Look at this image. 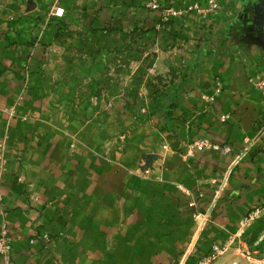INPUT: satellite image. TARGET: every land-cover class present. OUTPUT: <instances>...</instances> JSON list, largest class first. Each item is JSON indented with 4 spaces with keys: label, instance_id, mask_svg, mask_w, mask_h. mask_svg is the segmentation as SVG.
I'll return each mask as SVG.
<instances>
[{
    "label": "crops",
    "instance_id": "0c3cea01",
    "mask_svg": "<svg viewBox=\"0 0 264 264\" xmlns=\"http://www.w3.org/2000/svg\"><path fill=\"white\" fill-rule=\"evenodd\" d=\"M146 1L10 0L7 18H0V142L6 140L0 227L8 224L16 264H198L213 244L227 246L214 264H264L248 256L250 226L241 229L264 199V96L251 82L264 80V31L257 37L251 28L263 15L264 0H220L221 13L188 17L183 35L228 41L200 52L208 57L205 64H187L192 71L203 66L205 89L179 99L174 111L156 112L157 124L103 112L97 117L109 123L89 129L82 121L93 118L92 111L73 112L81 121H72L67 109L46 106L47 91L40 99L19 97L42 15L63 8V18L50 17L66 23L83 7H138ZM190 2L205 0H176L175 6ZM176 22L172 27L182 29ZM8 38L17 43L10 46ZM18 100L15 116L4 113ZM198 140L231 152L190 155L187 146ZM37 233L57 236L51 255L30 244Z\"/></svg>",
    "mask_w": 264,
    "mask_h": 264
},
{
    "label": "rangeland",
    "instance_id": "374dc122",
    "mask_svg": "<svg viewBox=\"0 0 264 264\" xmlns=\"http://www.w3.org/2000/svg\"><path fill=\"white\" fill-rule=\"evenodd\" d=\"M175 1L158 0L159 7L156 9L151 5V0L138 7H83L78 10V15L72 13L73 19H68L66 23H54L50 17L51 12H46L42 15V26H36L37 35L31 42L32 48L36 49L35 54L26 59V66L21 72L24 73V84L18 91L19 97L22 99L35 95L40 99L42 92L47 91L45 95L50 96V102L46 103V106L52 111L67 109L68 114L73 116H70L72 121H81L74 117L76 114L73 112L91 115L92 111L94 117L87 118V122L82 121L89 129L101 128L100 123L107 122L103 126L109 123L105 121V117H97L103 112H123L135 123L157 124L160 120L156 117V112L162 114L164 108L174 111L179 107V99L187 101L190 94H194L198 89H205L203 66L199 65V69L192 71L194 67H188L187 64H205V59L209 61L208 57L201 56L200 52L215 43L228 41L221 37L211 38L207 34L201 37L183 35V32L187 34L189 31L186 22L193 13L201 18L221 13L223 7L220 0V10L210 13L206 11L207 0L205 3L190 2L182 8L176 7ZM10 3V0H0V18H7L4 11L6 8L10 9ZM261 5H264V2ZM142 9L146 11L147 16ZM250 11H257V7ZM260 12L263 15L258 17L259 22L256 21L254 26H251L257 37L261 29L264 31V7ZM154 13L160 14L159 19L151 20ZM177 20L182 22V29L172 27ZM244 23L248 31L251 23ZM25 27L27 28V25ZM180 30L183 38L179 33L174 34ZM6 41L10 46L17 43V39L13 38ZM6 66L4 64V67L8 68ZM78 69L83 72L79 74ZM2 72L0 67V73ZM12 72L17 74L15 70ZM7 78L15 79V76L9 74ZM75 78H78L77 82L74 81ZM189 80L196 86L187 85ZM64 82L65 87L62 85ZM177 82H185V85H178ZM113 83L115 88L111 86ZM175 94L181 97L170 99ZM19 106L20 100L15 102L10 112L5 109L4 113L15 116L14 111ZM66 119L69 118L63 115V120L68 123L69 120ZM1 149L5 155V164L0 176L6 171L5 139L0 142ZM242 222L244 223L241 229L250 226V235L246 240L251 247L248 256L257 261L264 259V199ZM4 224L13 243L6 222H3L0 230ZM44 234L49 235L50 243H32L34 238ZM57 242V236L49 233H37L30 240L32 246H41L47 255H51ZM14 257L13 245V262L16 264Z\"/></svg>",
    "mask_w": 264,
    "mask_h": 264
},
{
    "label": "built area",
    "instance_id": "2783aa9c",
    "mask_svg": "<svg viewBox=\"0 0 264 264\" xmlns=\"http://www.w3.org/2000/svg\"><path fill=\"white\" fill-rule=\"evenodd\" d=\"M151 5L153 8H158L159 3L158 0H151ZM208 9L207 12H216L220 10L221 6L218 0H207ZM65 15V10L63 8H57L53 16L55 18H63ZM253 85L256 89H258L264 96V80L262 78H253L251 80ZM228 116H224L222 121H226ZM259 127V126H258ZM257 127V128H258ZM207 149H213L217 151H221L223 154H228L231 152L229 147H222L216 144H213L206 140H199L194 142L188 147V153L193 155L197 151H204ZM3 150H0V173L3 171L4 168V153ZM243 223L241 226H243ZM50 243L51 239L49 238L48 234H44L43 236H39L38 238H34L32 243ZM227 250V246L213 244L210 251L203 256L199 261L198 264H214L223 254H225ZM0 257L2 259V264H14L13 262V243L9 232L7 231V226L4 224L2 230H0Z\"/></svg>",
    "mask_w": 264,
    "mask_h": 264
}]
</instances>
